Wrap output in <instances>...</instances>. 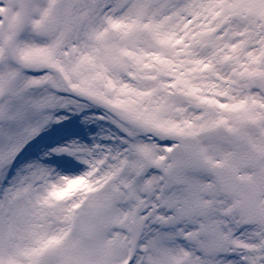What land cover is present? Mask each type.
Wrapping results in <instances>:
<instances>
[{
	"label": "snow or ice",
	"instance_id": "snow-or-ice-1",
	"mask_svg": "<svg viewBox=\"0 0 264 264\" xmlns=\"http://www.w3.org/2000/svg\"><path fill=\"white\" fill-rule=\"evenodd\" d=\"M0 264H264V0H0Z\"/></svg>",
	"mask_w": 264,
	"mask_h": 264
}]
</instances>
